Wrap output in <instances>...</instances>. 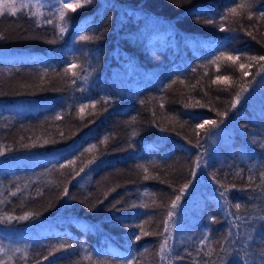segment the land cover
<instances>
[{"label": "trees", "instance_id": "obj_1", "mask_svg": "<svg viewBox=\"0 0 264 264\" xmlns=\"http://www.w3.org/2000/svg\"><path fill=\"white\" fill-rule=\"evenodd\" d=\"M24 1L29 8L0 16V47L14 49L0 55V217L34 215L0 223V259L161 264L159 245L168 238L173 257H184L172 264H261L264 193L251 191L248 177L259 184L264 171V61L246 57L264 55V20L256 19L264 0H93L67 13L62 38L58 21L46 22L57 0ZM239 3L251 5L252 19L228 12ZM191 9L202 13L200 22ZM221 52L240 59L217 61ZM220 76L228 82L213 83ZM204 120L218 124L197 128ZM93 156L96 162L73 178ZM220 185L236 186L227 201Z\"/></svg>", "mask_w": 264, "mask_h": 264}, {"label": "snow or ice", "instance_id": "obj_2", "mask_svg": "<svg viewBox=\"0 0 264 264\" xmlns=\"http://www.w3.org/2000/svg\"><path fill=\"white\" fill-rule=\"evenodd\" d=\"M57 3H58V7L56 8V11H55V15L53 17V19H47V23L48 24H53L54 20L58 21L55 23V28L58 30V37L62 38L64 36V34L68 31V27H69V20L71 19L70 17H68L67 13L68 12H73L75 13L78 9L80 8H83L87 5H90L91 3H93V0H57ZM233 3H235V0H233ZM177 7H179V5H176ZM21 8H29V5L26 4V3H22L20 5H16V2L15 0H0V16H2L5 12H7L8 14L12 15V16H15L17 14V12L21 9ZM251 5L248 4V3H239V4H235L234 7H230L228 9V12L231 13L233 16H236V15H241V14H247L248 18L249 19H252L253 15H255V13H253L251 10ZM193 14V19L196 21V22H200L199 21V18L200 16L202 15L201 12H199L197 9H191L190 10ZM30 15L32 17H37L39 15H42V13H39V12H30ZM226 18V17H224ZM256 19L259 21V20H264V12H260L258 15H256ZM37 23H39V20H37ZM204 23L206 24H209V25H213L215 23L214 19H208L206 21H204ZM219 30L221 32L225 31V28L223 27V25H220L219 26ZM248 35H252L251 32L247 33ZM3 37L0 36V39H2ZM79 39L81 41H86V40H91V39H94V37H90V36H83L81 35L79 37ZM53 43L55 41H52ZM247 59L251 60V61H256V62H260V61H264V55H259V56H248L246 57ZM228 60V61H232L233 63H235L236 61H238L240 59V56L239 55H231V54H228V53H225V52H221V54L219 56L216 57V60ZM216 61H213V63H215ZM72 67H76V65H72ZM245 67V65L242 63L240 64V68L243 69ZM264 67V66H262ZM73 75H78L77 73H73ZM243 75L247 76L248 73L247 72H244ZM229 80V77L227 76H220V77H217L216 80H213V83H218V82H223V83H226L228 82ZM182 82V81H181ZM173 83H175V81H173ZM183 83V82H182ZM247 87H244L241 89L240 92H238L235 96V99L233 100L232 102V107L235 108L237 106V104L240 102V99H241V95L244 93V92H247ZM87 107V105H81V111H83V109ZM92 107L95 108V103L92 104ZM161 107H163V105H161ZM185 107H187V105H185ZM217 115H220V116H225L227 115L226 113H217ZM57 120L61 119V116L58 114L56 117H55ZM133 121H135V117L132 118ZM222 122V121H221ZM218 124V122L216 120H204L203 123H198L196 125L197 128H200V129H203L205 127V125H211L212 127H216ZM62 135V134H61ZM133 135H135V133H133ZM107 137L104 138V140L101 141V143H106L107 142ZM49 143H52V144H55L57 143L56 140H45L44 141V144H49ZM199 145V141L197 142V145H193V147H196ZM97 148V145L93 144L89 149H86V151H93L94 149ZM4 153L2 151H0V155H3ZM77 159H79V157H77ZM98 159L97 156H93L91 159H89L87 161V163L85 164L84 167H81L79 169V171H74V176L73 178H75L76 176H79L80 173L84 172L85 171V168L88 167L89 165H92L96 162V160ZM200 157L197 158V161L195 162V166L192 170V174L195 175V172H196V169L199 168L201 165H200ZM75 163V160H69L68 161V164H74ZM67 165H64L62 164L61 165V168H64L66 167ZM140 167H144L143 165H141ZM145 171H147V169H145ZM236 175H240L239 172L236 173ZM145 180L149 179V177L147 175H145L144 177ZM255 177L252 176V175H249L248 177V182H249V185L251 186L250 187V190L251 191H257V190H260L262 193H264V171H261L260 174H259V184H256L255 183ZM191 182L189 183H186L183 188H181V194H184L185 193V190H187L189 188V185H190ZM254 185V186H252ZM220 187L224 188V185H220ZM233 188H236L235 185H232L228 188H224L223 191H221L219 193V196L221 198H223L225 201L228 200V192L231 191ZM20 189L17 188V191H19ZM237 190H249V189H237ZM112 191H115V189H112ZM17 193L16 192H12L11 195L15 196ZM63 194L64 195H67L68 194V188L67 186L64 187V190H63ZM108 198V195L106 194L104 199L106 200ZM181 199V196H177L175 200L172 201V209L174 210L176 207H177V201H179ZM0 203H2V201H0ZM99 203H103V200L99 201ZM121 203V201L118 199L115 201V203L112 205L113 208H116L117 205H119ZM142 207H146V205H141ZM133 207H135V205H133ZM241 204L239 203H236L235 204V208L237 210H240L241 209ZM34 214L33 213H26L25 215L23 216H19V217H15V216H3V217H0V223H4L5 221H12V220H17V221H22V220H28L30 217H32ZM168 218L167 220L164 221V232L165 233H168L169 232V229H170V220H171V217L173 216V211L172 210H169L168 213ZM213 221L215 220V218H211ZM241 219L240 216H235L234 217V221L235 223L233 224V227H239V224H238V221ZM247 219V218H246ZM259 219L261 221H264V215H261L259 217ZM138 227H140V230H141V234L143 236H147L149 235V233L147 231L144 230L143 226L142 225H138ZM142 235H136L135 236V240L136 241H139L141 240L142 238ZM230 235V234H229ZM228 237L226 236V239ZM209 240V236L208 234H205L202 241H201V246H203L205 244V242H207ZM64 246H60L59 248L56 249V251H59L61 248H63ZM68 247H71L70 245ZM220 249L221 251L224 250V243H221L220 245ZM202 250V248H197V252H200ZM3 253V249H0V254ZM212 254V248L211 246L209 245L208 247V251L204 253L205 256H211ZM53 253L52 252H49V256H52ZM158 257H159V260L161 262V264H172V261L173 259H176V260H181L183 259L184 257L179 255V253H176L175 256L173 257V253H172V245L169 244L168 242V238H165L159 245V251L157 253ZM188 255H191V253H188ZM237 258L239 259V256L237 255ZM11 259V258H9ZM44 259H48V257H44ZM85 260H91L92 257L90 255H86L84 257ZM135 259L136 258H133L131 260H128L126 262V264H134L135 262ZM247 260V258L245 257V261ZM0 264H6V261H4L3 259H0ZM205 264H215L214 261H206ZM261 264H264V256H262V261H261Z\"/></svg>", "mask_w": 264, "mask_h": 264}, {"label": "rangeland", "instance_id": "obj_3", "mask_svg": "<svg viewBox=\"0 0 264 264\" xmlns=\"http://www.w3.org/2000/svg\"><path fill=\"white\" fill-rule=\"evenodd\" d=\"M16 5H20L22 3H25L24 0H15ZM7 12H5L6 14ZM14 51L13 47H6V46H1L0 47V55L2 54H9L12 53ZM42 223V222H41ZM41 225V224H40Z\"/></svg>", "mask_w": 264, "mask_h": 264}]
</instances>
